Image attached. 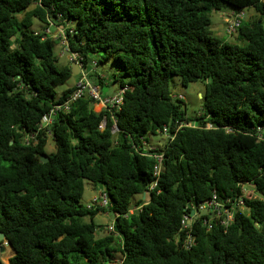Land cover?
Wrapping results in <instances>:
<instances>
[{"label":"trees","instance_id":"1","mask_svg":"<svg viewBox=\"0 0 264 264\" xmlns=\"http://www.w3.org/2000/svg\"><path fill=\"white\" fill-rule=\"evenodd\" d=\"M247 8L260 18L241 22L237 42L211 33L210 11ZM33 18L66 23L84 64L113 61L117 89L127 86L120 109L95 111L84 95L38 128L74 86L56 95L70 64L59 65L57 40L33 31ZM263 18L264 0H0V246L14 252L0 264H264ZM172 75L204 83L199 115L171 96ZM164 127L162 147L142 144ZM84 180L102 186L107 208L81 204ZM213 194L232 220L198 217L183 249V215ZM105 211L116 235H96L93 217Z\"/></svg>","mask_w":264,"mask_h":264},{"label":"built area","instance_id":"2","mask_svg":"<svg viewBox=\"0 0 264 264\" xmlns=\"http://www.w3.org/2000/svg\"><path fill=\"white\" fill-rule=\"evenodd\" d=\"M242 16L243 11H232L228 13L226 18L224 19L225 22V32L228 34V36L233 35L236 33L237 29L241 25L242 22ZM51 25L55 26H61L60 33L58 34V37H52L49 33V27ZM71 34L72 30L66 23H53L50 22L47 25L44 26L43 29L37 31L40 34H43V36H49L55 40H57L58 44L62 47V50L57 54L59 57L66 56V58L69 60V62H75L79 68V78L74 84L73 91L64 99L63 102L55 104L45 115L42 117V121L39 124V129H46L49 127V125L52 122V119L55 117L56 114L62 111H67L74 101H76L78 98H81L84 95H87L90 99H92L94 102L99 103L101 105V109H120L122 102H123V95L127 88V86H123L118 88L115 92H113L111 95H103L101 93V88L98 84H94L89 80V74L93 70H95L96 67V61L91 60L84 64L82 58L74 52H71L68 46V40H67V33ZM91 66V70H87V66ZM177 98H180V96H176ZM113 120V127L112 132H115L117 130V127L115 125V119L113 116L111 117ZM105 121H102L99 124V128L102 129L104 127ZM186 125H192L191 122L186 123ZM182 126V124H178L177 127ZM207 127H210L209 124H207ZM257 131L260 132L261 128L258 127ZM163 135L166 136V138L172 137L168 131L167 128L164 127L161 131ZM261 137V136H259ZM142 144L145 145V138L141 137ZM156 159V163L153 167V175L157 177L159 175L161 166H162V160H163V154L162 153H155L152 155ZM156 185V181H154L149 186V190L153 189ZM244 191V187L242 189V193ZM255 195V194H254ZM257 197V195L253 196ZM264 202V197H259ZM242 204V201L238 202L237 205L240 206ZM110 205L108 197L106 193L103 190H100L99 193L91 198V203L87 204L85 207L87 209H94V208H107ZM235 206V205H234ZM139 207H134L133 209H138ZM194 214H198L199 212L206 211L207 215L212 214V216H216L220 222L221 225H226L232 220V211L233 207L230 209L224 207V205L217 201L216 196L213 194L212 198L210 200H207L203 203H199L196 206H193L191 209ZM190 210V211H191ZM190 213V212H189ZM189 213H186L183 215L181 220V227L180 231L184 232V238L181 242V247L183 249H189L192 245L195 244V237L191 233V225H192V217ZM200 217V216H199ZM205 225L210 228L211 225L207 222V219L204 220ZM106 232L112 233L116 235L114 230L113 221L106 226ZM122 258L116 257L110 263L108 264H121Z\"/></svg>","mask_w":264,"mask_h":264},{"label":"rangeland","instance_id":"3","mask_svg":"<svg viewBox=\"0 0 264 264\" xmlns=\"http://www.w3.org/2000/svg\"><path fill=\"white\" fill-rule=\"evenodd\" d=\"M228 9H222V10H212L208 13L210 25L209 29L211 33L220 38L225 40L228 43H235L237 42L236 36L237 33H234L231 36H228L225 32V22L224 19L230 13ZM260 18V16L254 12L252 8H247L243 10V16H242V23H247L249 21H254ZM264 21V18H263ZM58 23V22H56ZM59 24V23H58ZM45 25H43L42 22H40L37 18H33V24L31 26V29L35 32L41 30L44 28ZM61 26H53L51 25L49 27V33L52 35V37H58L60 33ZM240 43V41L238 42ZM62 50V47L58 44L55 47V54H57ZM101 54H99L100 56ZM58 63L59 65H65L70 64L69 60L66 58V56L59 57ZM98 59V56H96ZM92 68L90 65L87 66V70L90 71ZM95 70L99 73V75H103L104 82H106L105 86L101 88V93L106 95H111L113 93V90L117 89L118 82L113 81V74L115 73V67L113 64V61L111 59H106L100 63L97 64L95 67ZM103 77H99L102 78ZM89 80L94 83L98 84V78L93 76L92 74L89 75ZM78 79V75H71V77L61 85H57L54 87L56 91V95H59L62 90L66 89L67 87L72 86ZM74 86V85H73ZM169 90L172 97L180 96L181 102H182V108L185 110L186 115L189 117H194L196 115H199L201 111L202 106V95L204 93V83L200 80L194 81L187 86H183L180 83V78L176 75H172L169 77ZM115 92V91H114ZM93 107L96 111H99L101 108V105L99 103L94 102ZM193 123V122H192ZM167 141V138L163 134H156L152 135L149 134L146 136L145 139V146L148 148H160L162 147L165 142ZM45 151L47 153H50L54 151V145L50 139H48ZM102 186L100 184H94L88 180H84V191L81 197V204L86 206L87 204L91 203V198L99 193ZM243 195L245 196H255L252 188L249 185H244V191ZM142 199V195L136 194L131 199V204H135L136 201ZM114 219V215L110 211L105 212H99L93 217V222L97 226L96 228V235L97 236H103L106 234V226L109 225ZM3 240V239H2ZM1 240V241H2ZM3 250L0 251L1 260L4 263L8 262V259L14 254L13 249L10 247V245L3 243Z\"/></svg>","mask_w":264,"mask_h":264},{"label":"water","instance_id":"4","mask_svg":"<svg viewBox=\"0 0 264 264\" xmlns=\"http://www.w3.org/2000/svg\"><path fill=\"white\" fill-rule=\"evenodd\" d=\"M70 68H71V74L72 75H78L79 73V68L77 66V64L75 62H72L70 64ZM48 160V158L45 156V155H41L40 156V162H46ZM190 216L192 217V221L196 220L199 216H204V215H207V212L206 211H202V212H199L198 214H194V212L191 210L190 211ZM212 215V214H210ZM4 239V235L3 233H0V241ZM6 244H8L6 242ZM9 245V244H8ZM3 250V246H0V251Z\"/></svg>","mask_w":264,"mask_h":264},{"label":"crops","instance_id":"5","mask_svg":"<svg viewBox=\"0 0 264 264\" xmlns=\"http://www.w3.org/2000/svg\"><path fill=\"white\" fill-rule=\"evenodd\" d=\"M70 64H71V62H70ZM91 73H92V72H91ZM91 73H90V74H91ZM90 74H89V75H90ZM100 76L103 77V75H100ZM78 78H79V73H78ZM77 80H78V79H77ZM75 83H76V82H75ZM75 83H74V84H75ZM74 84H73V85H74ZM105 84H106V82H104V77H103V83H102V85H101V88H102L103 85L105 86ZM73 85H72V86H73ZM104 86H103V87H104ZM70 87H71V86H70ZM114 91H116V89L113 90V92H114ZM103 95H106V93L103 94ZM94 110H95V109H94ZM100 110H101V108H100ZM95 111H96V110H95ZM101 190H103V188H101Z\"/></svg>","mask_w":264,"mask_h":264}]
</instances>
